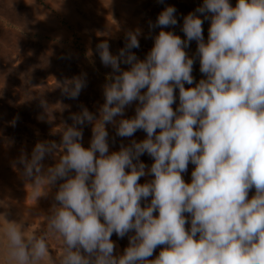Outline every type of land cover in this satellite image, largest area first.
Listing matches in <instances>:
<instances>
[{
	"label": "clouds",
	"instance_id": "1",
	"mask_svg": "<svg viewBox=\"0 0 264 264\" xmlns=\"http://www.w3.org/2000/svg\"><path fill=\"white\" fill-rule=\"evenodd\" d=\"M175 13L168 5L149 23L161 30L144 59L132 51L140 45V28L126 33L117 54L108 40L97 44L102 64L112 69L105 102L98 116L82 107L71 125L53 129L59 143L39 141L30 157L21 154L36 201L63 182L40 226L25 227L0 213V264H264V0H237L235 6L203 0L184 17L186 39L165 30L178 23ZM197 13L211 14L207 42ZM192 40L206 76L198 83L185 51ZM85 86L86 74L57 85L71 99ZM134 101L135 115L125 117ZM41 105L49 123L63 108ZM85 124L92 125L88 147L82 143ZM108 124L119 137L137 130L147 135L110 153ZM145 153L154 159L147 171L140 160ZM49 154L57 162L45 168ZM189 163L195 165L191 182L183 177ZM146 175L153 178L140 183ZM130 232L128 247L115 254L113 233L123 238ZM159 245L165 247L149 259Z\"/></svg>",
	"mask_w": 264,
	"mask_h": 264
},
{
	"label": "rangeland",
	"instance_id": "2",
	"mask_svg": "<svg viewBox=\"0 0 264 264\" xmlns=\"http://www.w3.org/2000/svg\"><path fill=\"white\" fill-rule=\"evenodd\" d=\"M101 1L89 0L90 4L85 5L84 0H0V150L8 151L11 148L4 157L5 167H2L7 168L10 176L15 178L14 182L10 177L4 180L0 173L1 180L10 189V193L0 190L6 197L0 200L7 203V207L0 206V209L4 208L0 213H5L9 221L12 220V214L21 216L29 212L33 220H24L27 227L31 224L32 227L40 226L43 216L49 215L53 204L58 203L55 201V194L63 180H58L46 195L40 196L36 201L33 189L28 185L31 179L22 174L23 166L19 165L14 169L13 164L22 153L30 157L39 141L55 140L59 143L61 134H53V129L64 123L71 125V115L79 112L82 107L99 115L98 110L105 102L104 85L108 82L112 69L102 64L96 52L97 44L108 40L111 52L117 54L125 46L126 33L140 28V45L132 51L138 58L144 59L161 30L160 27L150 29L149 23H155L164 7L175 6L178 19L175 26H167L165 30L173 31L186 39L182 30L184 17L203 4V0H163V3L160 0H117L119 4H115L113 0ZM128 1L131 5L126 4ZM231 3L235 6L237 0H231ZM197 14L203 19V35L207 42L211 14H207V18L204 14ZM197 48L198 42L192 40L185 49L188 56L194 59L192 75L195 83L206 78L200 71ZM129 67L128 64H121L122 69ZM82 74H86V86L78 98H68L57 87L59 82ZM192 86L194 85L185 84L186 88ZM174 91L175 110L179 105L178 87ZM42 100L54 108L63 106L62 110H55V120L52 123L47 120ZM137 104L138 101H134L127 106L124 116H134ZM41 116L45 118L42 120ZM15 117L18 119L15 126H12L10 122ZM107 128L110 153L119 151L122 144L127 145L133 139L143 140L147 135L144 130H137L133 137H119L112 124H108ZM91 138L92 125L85 124L82 139L85 147L89 146ZM140 160L146 164V171L154 163V159L147 153ZM56 162L57 157L49 154L43 165L47 168ZM194 168L195 165L189 163L187 172L183 173L185 181L191 182ZM152 178L151 175L143 176L140 183ZM19 185L22 188L17 190ZM248 195L249 199L255 195V188ZM150 200L151 197L148 202ZM141 203L143 206L146 202L142 200ZM154 215H158V211ZM185 215L189 216L186 227H190V214ZM133 234L134 232H130L119 238L113 233L111 239L115 242V254L123 253ZM164 247L165 245L157 246L149 259H155Z\"/></svg>",
	"mask_w": 264,
	"mask_h": 264
},
{
	"label": "bare ground",
	"instance_id": "3",
	"mask_svg": "<svg viewBox=\"0 0 264 264\" xmlns=\"http://www.w3.org/2000/svg\"><path fill=\"white\" fill-rule=\"evenodd\" d=\"M15 150V149H14ZM17 151H19V149L16 148ZM8 151H11V148H9ZM8 151H2L0 150V173L3 175L4 177V180H6L7 177H10L12 179V181L14 182L15 181V178H12V176H10V173L5 169L3 168L2 166H4V157L5 155L7 154ZM14 154V153H13ZM9 156V155H8ZM17 156V155H16ZM19 158L20 156L17 158L16 160V168L20 167L19 165ZM5 167V166H4ZM7 167V166H6ZM18 173V172H16ZM24 178V177H23ZM17 180V179H16ZM10 181V180H9ZM24 186V185H23ZM0 190L3 192H7L8 191V187L4 184V181L1 180L0 178ZM2 194V193H0Z\"/></svg>",
	"mask_w": 264,
	"mask_h": 264
},
{
	"label": "crops",
	"instance_id": "4",
	"mask_svg": "<svg viewBox=\"0 0 264 264\" xmlns=\"http://www.w3.org/2000/svg\"><path fill=\"white\" fill-rule=\"evenodd\" d=\"M100 2H102L101 0H100ZM113 2H115V4H119L118 2H117V0H113ZM85 5H88V4H90V2H89V0H84V2H83ZM127 5L129 4V5H131V3L128 1L127 3H126ZM133 7H134V5H133ZM127 16H125V18H126ZM22 187H20V185H19V187H17V190H20ZM7 193H10V189L8 188V191H7ZM0 198H3V199H6V197H4L3 196V193L2 194H0ZM0 210H4V208L3 209H0ZM14 213V212H13ZM23 213V212H22ZM31 213H29V212H25V213H23V215H18V214H16V215H14V214H12L10 217L12 218V220L11 221H16V222H21V221H24L25 219V216H27L28 217V219L27 220H29V221H31V220H33V218H32V215H30ZM25 224V227H27V225H26V223H24ZM29 226V225H28Z\"/></svg>",
	"mask_w": 264,
	"mask_h": 264
}]
</instances>
